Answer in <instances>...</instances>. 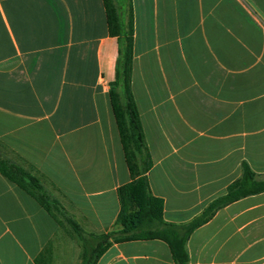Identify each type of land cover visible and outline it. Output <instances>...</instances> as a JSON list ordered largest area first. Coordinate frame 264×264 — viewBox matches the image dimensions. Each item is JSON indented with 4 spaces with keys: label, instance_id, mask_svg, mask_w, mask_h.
Returning <instances> with one entry per match:
<instances>
[{
    "label": "crops",
    "instance_id": "crops-1",
    "mask_svg": "<svg viewBox=\"0 0 264 264\" xmlns=\"http://www.w3.org/2000/svg\"><path fill=\"white\" fill-rule=\"evenodd\" d=\"M238 1L257 24L213 16L211 0H131L146 177L169 224L226 196L244 163L264 180V0ZM117 58L104 0H0V145L57 202L0 173V264H83L72 223L89 251L118 228L133 177L110 99ZM187 251L189 264H264V192L215 211ZM95 264L176 262L164 241L137 240Z\"/></svg>",
    "mask_w": 264,
    "mask_h": 264
},
{
    "label": "trees",
    "instance_id": "trees-1",
    "mask_svg": "<svg viewBox=\"0 0 264 264\" xmlns=\"http://www.w3.org/2000/svg\"><path fill=\"white\" fill-rule=\"evenodd\" d=\"M129 17L124 23L115 0H104L110 36L118 41L116 77L110 84V99L120 133L124 153L133 181L122 186L119 191L121 212L117 229L107 235L95 237L96 247L88 248V240L74 223L77 234L88 249L83 264H95L112 242L121 243L137 240H162L171 249L176 264H189L187 241L195 229L206 223L219 208L241 198L264 192V180L258 179L247 163L242 166V177L230 186L226 196L213 202L206 211L192 222L173 225L164 220V201L155 197L149 186L146 173L152 166L147 150L140 114L132 91L134 64V16L131 0ZM139 164L144 168L141 170ZM0 173L19 185L46 208L51 200L39 180L29 172L0 157Z\"/></svg>",
    "mask_w": 264,
    "mask_h": 264
},
{
    "label": "rangeland",
    "instance_id": "rangeland-1",
    "mask_svg": "<svg viewBox=\"0 0 264 264\" xmlns=\"http://www.w3.org/2000/svg\"><path fill=\"white\" fill-rule=\"evenodd\" d=\"M115 1H116V4H117V6H118V8L120 10L121 16L124 15L125 21L127 23L128 16H129L128 2L126 0H124V1L115 0ZM211 2H212L211 3L212 4V7H211L212 11L211 12H212L213 16L214 15H217L219 17L221 16L222 18H225L228 21V23H230V21H232V20H236L238 22V18L242 19L243 21L246 20V22H248V26H249V21H248L249 19L250 20L253 19L255 21V23L258 22L257 12L251 10V8H249V7H248V9L247 8L246 9L242 8V10H241L240 9V5L238 3L239 2L238 0H211ZM213 4H215V6ZM217 4L221 5V9L222 10H220L218 8ZM217 9H219L220 11H218ZM249 29H250V27H249ZM259 29H260V34H264V26L259 24ZM235 30H236V33H238V24L235 26ZM0 152L4 155V156H2L0 154V157L3 160L7 161L8 163H11L10 159L12 158V155L7 150H4V148L1 145H0ZM139 166H140L141 170L144 168V166L141 165V164H139ZM23 169L26 170L25 168H23ZM45 193L47 194V192H45ZM47 196L51 200H54L48 194H47Z\"/></svg>",
    "mask_w": 264,
    "mask_h": 264
}]
</instances>
